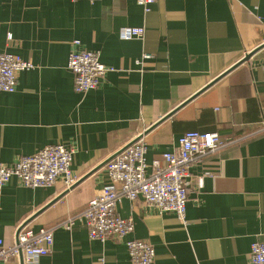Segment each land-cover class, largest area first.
Returning a JSON list of instances; mask_svg holds the SVG:
<instances>
[{
    "label": "crops",
    "instance_id": "crops-1",
    "mask_svg": "<svg viewBox=\"0 0 264 264\" xmlns=\"http://www.w3.org/2000/svg\"><path fill=\"white\" fill-rule=\"evenodd\" d=\"M127 28L144 34L124 40ZM83 51L114 71L78 94L68 61ZM0 52L34 65L0 94V163L63 145L76 177L50 189L13 178L0 196L6 247L27 221L37 233L85 210L110 184L102 165L139 136L151 164L187 132L218 133L231 144L191 166L184 223L142 198L117 212L134 219L127 239L154 247L153 264H250L264 241V0H158L148 10L138 0H0ZM35 264L131 262L124 243L91 240L77 221L55 230L52 255Z\"/></svg>",
    "mask_w": 264,
    "mask_h": 264
},
{
    "label": "built area",
    "instance_id": "built-area-1",
    "mask_svg": "<svg viewBox=\"0 0 264 264\" xmlns=\"http://www.w3.org/2000/svg\"><path fill=\"white\" fill-rule=\"evenodd\" d=\"M72 1L94 4L97 0ZM157 1L138 0V4L148 10ZM143 34L142 28H127L122 31L121 38L128 40ZM8 40L9 43L12 41V35H8ZM33 68L31 62L17 55L0 52V94L14 93L19 75ZM68 69L74 75L75 91L78 94L98 89L106 75L114 71L101 63L98 53L88 51L71 53ZM139 137L135 144L108 162L106 170L110 184L89 201L85 210L56 228L37 233L23 229L12 247H6L0 239V261L19 259L22 254L25 264L37 263L38 259L52 255L55 230H71L79 221L87 227L91 240L124 243L131 264H153L156 253L150 243L127 239L135 231V222L132 217L124 219L118 214L119 205L124 199L135 202L142 198L160 214L174 213L184 223L189 199L186 179L191 166L231 142L223 140L218 133L187 132L180 138L179 147L174 152L164 153L162 161L154 160L149 164L147 142L143 136ZM74 153L73 149L54 145L34 155L21 157L12 166L0 163V196L13 178L29 189L52 188L59 180L66 188H71L76 183L72 172ZM198 185L202 186V179ZM250 264H264V241L252 244Z\"/></svg>",
    "mask_w": 264,
    "mask_h": 264
},
{
    "label": "water",
    "instance_id": "water-1",
    "mask_svg": "<svg viewBox=\"0 0 264 264\" xmlns=\"http://www.w3.org/2000/svg\"><path fill=\"white\" fill-rule=\"evenodd\" d=\"M245 58H246L245 61L248 60L249 55L246 56ZM139 138H141V137H138L137 139H135L134 141H132L131 143H129L127 146H125L123 149H121L118 153H116V154L113 155L110 159H108V160H107L102 166H106V165L108 164V162H110L115 156H117L119 153H121L122 151L126 150L127 148H129L130 146H132L133 144H135V143L139 140ZM28 223H29V221H27L24 225H22V226L18 229V231H17V237H18L19 233H20L23 229H25V227L28 225ZM20 259H21L22 261H24V260H23V255H22V254L20 255Z\"/></svg>",
    "mask_w": 264,
    "mask_h": 264
},
{
    "label": "rangeland",
    "instance_id": "rangeland-1",
    "mask_svg": "<svg viewBox=\"0 0 264 264\" xmlns=\"http://www.w3.org/2000/svg\"><path fill=\"white\" fill-rule=\"evenodd\" d=\"M48 189H50V188H48Z\"/></svg>",
    "mask_w": 264,
    "mask_h": 264
}]
</instances>
